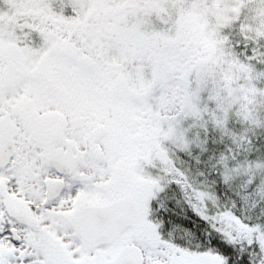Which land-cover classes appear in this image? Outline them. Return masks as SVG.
<instances>
[{"label": "snow or ice", "instance_id": "obj_1", "mask_svg": "<svg viewBox=\"0 0 264 264\" xmlns=\"http://www.w3.org/2000/svg\"><path fill=\"white\" fill-rule=\"evenodd\" d=\"M0 264H264V0H0Z\"/></svg>", "mask_w": 264, "mask_h": 264}]
</instances>
